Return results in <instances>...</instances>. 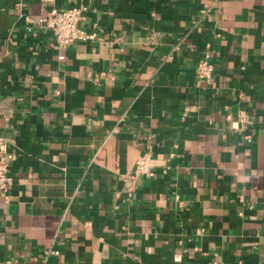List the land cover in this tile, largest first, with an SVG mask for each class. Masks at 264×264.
Segmentation results:
<instances>
[{
	"label": "crops",
	"instance_id": "obj_1",
	"mask_svg": "<svg viewBox=\"0 0 264 264\" xmlns=\"http://www.w3.org/2000/svg\"><path fill=\"white\" fill-rule=\"evenodd\" d=\"M0 137V264H264V0H0Z\"/></svg>",
	"mask_w": 264,
	"mask_h": 264
},
{
	"label": "built area",
	"instance_id": "obj_2",
	"mask_svg": "<svg viewBox=\"0 0 264 264\" xmlns=\"http://www.w3.org/2000/svg\"><path fill=\"white\" fill-rule=\"evenodd\" d=\"M84 11V5L75 3L61 9L52 8L45 15L38 17L35 23L47 28L51 32L53 42L60 47L75 41H91L96 38L95 34L79 26V22L83 19ZM96 39L99 40L100 38ZM213 69L211 45L206 41L202 44L201 54L195 63L194 77L196 81L209 82L212 78ZM244 138L248 140L247 135ZM11 159L12 153L7 150L5 140L0 137V197L4 199L7 197V192L12 182L11 177L8 175V166ZM153 174V163L150 154L147 151H143L135 159L131 176L150 177ZM45 253L56 254L57 251L52 250Z\"/></svg>",
	"mask_w": 264,
	"mask_h": 264
}]
</instances>
